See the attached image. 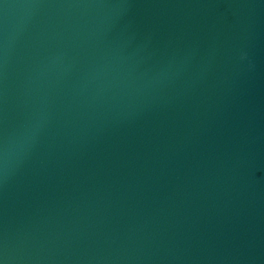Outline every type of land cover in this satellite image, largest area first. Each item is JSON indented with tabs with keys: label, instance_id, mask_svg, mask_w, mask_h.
<instances>
[{
	"label": "water",
	"instance_id": "95a60500",
	"mask_svg": "<svg viewBox=\"0 0 264 264\" xmlns=\"http://www.w3.org/2000/svg\"><path fill=\"white\" fill-rule=\"evenodd\" d=\"M0 264H264V0H0Z\"/></svg>",
	"mask_w": 264,
	"mask_h": 264
}]
</instances>
